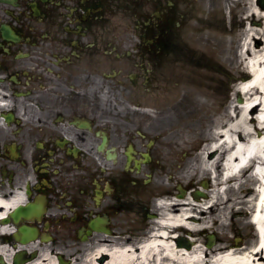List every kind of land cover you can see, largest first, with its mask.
Returning <instances> with one entry per match:
<instances>
[{"label":"flooded vegetation","instance_id":"1","mask_svg":"<svg viewBox=\"0 0 264 264\" xmlns=\"http://www.w3.org/2000/svg\"><path fill=\"white\" fill-rule=\"evenodd\" d=\"M194 13L192 0H0V250L10 249L0 264L45 252L84 264L96 247L107 249L94 258L103 263L178 194L159 178L164 144L147 130L163 123L136 111L151 109L115 108L118 97L140 105L171 82L193 83L199 68L215 71L183 40ZM248 226L242 245L234 232L201 236L250 247Z\"/></svg>","mask_w":264,"mask_h":264},{"label":"bare ground","instance_id":"2","mask_svg":"<svg viewBox=\"0 0 264 264\" xmlns=\"http://www.w3.org/2000/svg\"><path fill=\"white\" fill-rule=\"evenodd\" d=\"M254 12L263 19V26L247 28L244 51L237 56L246 60L245 67L251 75L236 88L245 102L229 104L196 137V142L201 143L197 148L195 141H181L196 149L184 163L182 180H189L205 196L195 198L189 192L161 200L144 237L128 247L109 249L103 263L94 258L107 249L96 247L84 264H264V9L254 7ZM255 39L256 43L262 40V44L253 45ZM202 177L208 178L210 188L205 189L202 184L195 187L194 181ZM257 182L259 190L254 193L252 185ZM180 187L183 188L181 184ZM165 188L170 191L166 185ZM227 191L232 196L224 198ZM235 209L250 213L256 227V239L248 243L250 247L244 249L238 243H231L226 251L222 247L206 246L201 234L211 229L224 238L226 212ZM181 236L190 242L189 247L178 244ZM0 251L9 260L10 249L3 247ZM31 264L56 262L45 252Z\"/></svg>","mask_w":264,"mask_h":264},{"label":"rangeland","instance_id":"3","mask_svg":"<svg viewBox=\"0 0 264 264\" xmlns=\"http://www.w3.org/2000/svg\"><path fill=\"white\" fill-rule=\"evenodd\" d=\"M192 1L195 3V18L185 20L181 29L183 40L198 46L200 55L204 52L206 58L211 57L213 65L219 69L207 72L199 68L193 83L171 82L168 84V91L162 95L149 94L138 98L140 106H133L125 98L118 97L119 103L115 108L151 109L136 111L143 117L163 123L148 126L147 130H151V133L157 132L160 135V142L164 144V147H161L163 157L160 162L162 169L159 178L171 193L173 190L176 191L179 184L183 188L189 186L196 190L189 180H182L184 163L201 144L196 142V137L208 129L213 121L226 111L229 104H236L238 98L240 99L236 88L251 75L246 70V60L237 56L244 51L247 28L261 29L263 26L260 15L256 12L252 14L254 7L262 10L257 3L258 0ZM256 40L253 45L262 44V40L257 43ZM224 70L229 72L231 83ZM246 73L245 77L242 76ZM207 75L210 78L207 79ZM241 102H245L244 97L241 98ZM254 115L251 116L254 118ZM184 139L195 141L196 147L192 149L189 143L182 144L181 141ZM206 179L208 180L206 177L197 178L194 181L195 187ZM207 185V188L211 187L209 180ZM225 196H232V192L227 191ZM226 214L225 234L232 235L234 232L235 236L242 237L241 245L247 235L254 236L248 230L249 223L245 213L235 209ZM242 222L245 224L244 227ZM206 233L214 232L209 229ZM201 239L203 241L202 236Z\"/></svg>","mask_w":264,"mask_h":264},{"label":"water","instance_id":"4","mask_svg":"<svg viewBox=\"0 0 264 264\" xmlns=\"http://www.w3.org/2000/svg\"><path fill=\"white\" fill-rule=\"evenodd\" d=\"M258 2H259V4L264 8V0H259ZM203 186H204L205 188L207 187L206 184H204ZM180 191L183 193V190H182V189H180ZM193 196H194L195 198H198L199 196H204V194H203L201 191H196V192L193 194ZM178 240H179V243H180V244L183 243V242H185V239L182 238V237H180ZM211 241H212V238H209V243H208V245H210ZM186 246H188V245H186Z\"/></svg>","mask_w":264,"mask_h":264}]
</instances>
